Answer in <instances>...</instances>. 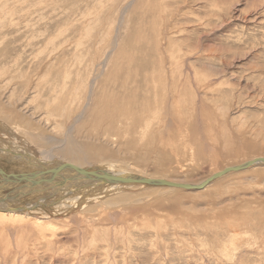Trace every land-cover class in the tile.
I'll return each mask as SVG.
<instances>
[{
    "label": "rangeland",
    "instance_id": "374dc122",
    "mask_svg": "<svg viewBox=\"0 0 264 264\" xmlns=\"http://www.w3.org/2000/svg\"><path fill=\"white\" fill-rule=\"evenodd\" d=\"M0 72L19 113L0 147L44 166L72 163L34 133L74 137L87 171L180 184L264 156V0H0ZM38 171L0 153L22 208L0 217V264H264V164L199 191L8 177Z\"/></svg>",
    "mask_w": 264,
    "mask_h": 264
},
{
    "label": "bare ground",
    "instance_id": "6f19581e",
    "mask_svg": "<svg viewBox=\"0 0 264 264\" xmlns=\"http://www.w3.org/2000/svg\"><path fill=\"white\" fill-rule=\"evenodd\" d=\"M107 63V62H106ZM9 72V71H8ZM8 76V78H7ZM22 77V76H21ZM28 78H26L27 80ZM10 80V83L13 82L14 85L16 82H14L16 79L15 77H12V76H9L7 74H5V72H0V84L2 83H5L6 81H9ZM77 89L75 88L74 91H76ZM31 91V90H30ZM79 91V89H78ZM90 90H89V94H90ZM91 96V94H90ZM93 96V94H92ZM90 97V98H93V97ZM1 97V96H0ZM17 100L18 99H15L13 101L11 100H5L3 101L2 99H0V123L2 124H8V125H14L16 123L17 120L14 119V117H16L17 115H19V113H16V107H15V104H17ZM90 103V102H89ZM95 103V102H94ZM93 103V104H94ZM128 103V102H127ZM92 104V105H93ZM22 105V104H21ZM33 106V105H32ZM90 106V105H89ZM96 107V106H95ZM28 108V106H27ZM26 109V108H25ZM29 110V109H28ZM91 112V111H90ZM28 113V111H27ZM55 115V114H53ZM84 116L81 115V120L80 122H82V118ZM19 118H22V117H19L18 116V119ZM32 118V117H31ZM75 118V117H74ZM50 120V119H49ZM49 120L48 119H45V126H48L49 124ZM56 120V119H55ZM22 123H25V118L24 120H21ZM29 122V121H28ZM30 123V122H29ZM29 123H25L24 125V128L28 129L30 128L29 127ZM38 123V122H37ZM42 123V122H41ZM57 123V121H56ZM51 124V123H50ZM39 125V124H38ZM53 125V124H52ZM64 125V124H63ZM66 125V124H65ZM100 125V124H99ZM22 126L21 125H16V127L14 129H17V130H20ZM64 127V126H63ZM67 127V126H66ZM87 127V126H86ZM102 128V127H101ZM22 129V128H21ZM64 129V128H62ZM58 130V129H57ZM22 132H24L23 130H21ZM60 131V130H59ZM84 131V130H83ZM66 133V130L64 131ZM68 132V131H67ZM76 132V131H75ZM26 134V131L24 132ZM82 133V132H81ZM28 134V132H27ZM35 136L37 134V139L38 141L42 142L45 146V150H42L44 153L43 154H40V156H42L43 160H47L50 159L51 157L54 156V153H58L60 155H62L65 159L69 160L72 164L74 165H69V164H63V165H56L55 163L51 162L52 160L49 161V164L48 165H42L39 163V161H36L35 158L33 159L32 157H30L29 155H26L25 154H21V153H15L13 149H5V148H2L0 147V153H4L5 156L7 157H10L12 159H14L15 161L17 160H24L26 162H29L30 166L34 167V168H38L39 171L38 172H34L35 174L33 175H29V176H26L28 178H26L27 182H28V187H26L28 189V191H30V186H42L44 189L43 190H39L37 189L36 191H47V194L51 195L50 193L52 191H50L49 193V188L53 186V192L56 193V192H59L60 189H66L67 190V187H70L71 190H69V192H74L76 190H79V189H82L84 187H87L89 185H102L100 187H108V189H115L116 187H132L133 185H139V186H155V187H163V188H171V189H176V190H181V189H178V188H175V187H170V186H164V185H160V184H151L149 183L150 181H160V182H168V183H173V184H177V185H190V184H187V183H177V182H173V181H168V180H161V179H157V178H154V177H148V178H145V176H137V177H141V178H144V179H148L150 180L147 184H136V183H127L126 182V178H130V177H133L135 175H131V174H128L127 172H114L110 169H108L107 171L106 170H98V171H87L85 169H82L83 166H81V160H80V150H81V146L80 145H77L76 141H74V137L71 138L70 135L68 133H66V135H63V139L62 140H59L58 138H55V137H50L48 135H46L45 133L43 132H40V133H34ZM47 136V137H46ZM73 140V141H71ZM37 141V142H38ZM34 142V141H33ZM9 151V153H7ZM28 154V153H27ZM55 157V156H54ZM62 157V158H63ZM264 159V156L263 157H258V158H253V159H250L248 162H253L255 160H263ZM41 160V159H39ZM45 161V163L47 162ZM41 162V161H40ZM247 162V163H248ZM44 163V162H43ZM247 163H245L247 165ZM243 164V165H245ZM264 164V163H263ZM261 163H257L255 165H263ZM240 166V165H239ZM254 166V165H251V167ZM43 167H45L44 169H42ZM250 168V167H249ZM248 169V168H247ZM41 170V171H40ZM228 172H224V171H227ZM231 168H224L222 169L221 171L217 172V173H214L212 176H210L209 178L205 179L204 181H201L199 184L203 183V182H206V181H209L208 184L202 189L204 190L209 184L215 182V180L217 179H220L226 175H229L231 174L232 172H235V171H231ZM42 172H45L47 174H43ZM69 172V173H68ZM92 172H95L97 173L98 175L100 176H106V178L110 181H104L103 179H93V178H89L91 176V173ZM67 174V175H65ZM35 175H38L40 176L41 178H44V179H50L51 177V181L50 182H47V181H43L42 179L40 178H34ZM70 175V177H73L71 180V178H69L68 176ZM137 175V174H136ZM62 177L64 176L66 178L65 182H60V183H63L62 184H59L57 187L54 185L55 183H57L58 181V178L59 177ZM5 177V176H4ZM31 177V178H30ZM6 178V177H5ZM18 180H15L16 183H18L20 181L21 178L16 177ZM69 178V179H68ZM76 178V179H75ZM78 178V179H77ZM34 179V180H33ZM63 179V178H62ZM12 179H8L7 181H11ZM25 180V179H24ZM7 182V183H9ZM24 182V181H23ZM21 183V182H20ZM4 184V183H2ZM20 185V184H19ZM198 185H193L191 184L190 186H198ZM2 186V185H1ZM12 186V185H11ZM8 187V186H7ZM99 187V188H100ZM38 188V187H36ZM99 188H96V189H99ZM1 190H3V188L0 187ZM63 189V193L64 195H67V191L65 192V190ZM95 189V188H94ZM24 190V189H23ZM182 190H185V189H182ZM187 191H191V190H187ZM32 192V191H31ZM21 193H25V192H21ZM33 193V192H32ZM36 193V192H35ZM34 193V194H35ZM58 194V193H57ZM2 197H6V196H0V198ZM75 199V198H74ZM1 200V199H0ZM3 201L6 200V199H2ZM2 200L0 201L2 203ZM43 200V199H41ZM76 200V199H75ZM67 201V200H66ZM73 202V201H72ZM11 203V202H10ZM1 205H3L1 207ZM39 205V204H37ZM18 208H15V209H10V207L8 206V204H0V217H5V216H12V217H16V216H22V214H17L20 210H22V208H19V210H17ZM34 209V208H33ZM25 211V210H24ZM33 211V210H32Z\"/></svg>",
    "mask_w": 264,
    "mask_h": 264
},
{
    "label": "water",
    "instance_id": "95a60500",
    "mask_svg": "<svg viewBox=\"0 0 264 264\" xmlns=\"http://www.w3.org/2000/svg\"><path fill=\"white\" fill-rule=\"evenodd\" d=\"M257 163H261V164H263L264 163V159L263 160H255V161H253V162H248L247 163V165L245 164V165H240V166H233V167H231V170H230V172L231 171H235V172H241V171H245V170H247V168H249V167H251V165H255V164H257ZM224 172H228V170L227 171H224ZM29 175H33V174H18V175H13V174H10V175H8V177H18V176H20V177H22V179H25V181L24 182H27L26 180V178H24V177H26V176H29ZM19 177V178H20ZM31 178V177H30ZM34 178H40V179H42L43 181H47V182H50L51 181V178L50 179H44V178H41L40 176H38V175H35V177ZM89 178H93V179H103L104 181H108V182H110L107 178H106V176H100V175H98L97 173H95V172H92L91 173V176L89 177ZM34 180V179H33ZM126 180V182L127 183H136V184H138V183H140V184H147L150 180H146V179H144V178H141V177H137V176H133V177H130V178H126L125 179ZM208 182L209 181H206V182H203V183H201V184H199L198 186H190V185H177V184H173V183H168V182H160L159 180L158 181H150L149 183H151V184H160V185H164V186H170V187H175V188H178V189H185V190H191V191H199V190H202L207 184H208ZM148 183V184H149ZM147 184V185H148ZM25 194V193H24ZM26 194H32V193H26Z\"/></svg>",
    "mask_w": 264,
    "mask_h": 264
}]
</instances>
